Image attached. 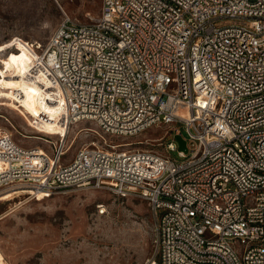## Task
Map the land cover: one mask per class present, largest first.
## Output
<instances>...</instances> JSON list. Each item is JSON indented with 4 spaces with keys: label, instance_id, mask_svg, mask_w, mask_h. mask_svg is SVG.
<instances>
[{
    "label": "built area",
    "instance_id": "built-area-1",
    "mask_svg": "<svg viewBox=\"0 0 264 264\" xmlns=\"http://www.w3.org/2000/svg\"><path fill=\"white\" fill-rule=\"evenodd\" d=\"M28 43L30 77L57 94L56 124L122 138L155 128L163 151L92 143L64 164L65 136L45 141L49 157L0 130V189L146 202L145 264H264V0H102L92 21L66 16L45 48Z\"/></svg>",
    "mask_w": 264,
    "mask_h": 264
},
{
    "label": "rangeland",
    "instance_id": "rangeland-1",
    "mask_svg": "<svg viewBox=\"0 0 264 264\" xmlns=\"http://www.w3.org/2000/svg\"><path fill=\"white\" fill-rule=\"evenodd\" d=\"M101 7L102 0H0V130L11 133L21 148H40L53 157V147L45 141L58 142L56 135L63 129L56 124V105L49 102L55 93L39 85L40 77L29 75L37 53L28 42L45 48L66 16L88 23ZM181 133L187 139L183 128ZM163 135L154 128L136 137H114L92 122H78L67 132L69 151L63 163L92 143L162 152L158 140ZM173 137L174 132L166 142ZM172 157L181 160L177 152ZM8 212L0 219V252L6 264H145L154 254L156 220L140 200L103 190L32 199L26 189H0V217Z\"/></svg>",
    "mask_w": 264,
    "mask_h": 264
},
{
    "label": "bare ground",
    "instance_id": "bare-ground-1",
    "mask_svg": "<svg viewBox=\"0 0 264 264\" xmlns=\"http://www.w3.org/2000/svg\"><path fill=\"white\" fill-rule=\"evenodd\" d=\"M39 80H40V82H41V83L39 84L41 87H45V86L48 85V83H46V82L43 80L42 77H40ZM53 96H54L55 98H57V94H54ZM8 130H9V129H8ZM60 135H63V136H65V137H67V130H66L65 128H63V129H62V132H61ZM26 190H28V189H26ZM28 192L30 193V190H28ZM36 194H37V193H36ZM43 197H44V196L38 194V198H37V199H40V198H43ZM32 199H33V198H32ZM34 199H36V198H34ZM10 214H11V213L8 212L7 214H5V215H3L2 217H0V219H3V218L8 217ZM0 264H6V263H5V259H4V257H3V255H2L1 252H0Z\"/></svg>",
    "mask_w": 264,
    "mask_h": 264
},
{
    "label": "water",
    "instance_id": "water-1",
    "mask_svg": "<svg viewBox=\"0 0 264 264\" xmlns=\"http://www.w3.org/2000/svg\"><path fill=\"white\" fill-rule=\"evenodd\" d=\"M176 140L179 143L180 149L184 150L187 153V146H186V141L182 138V136L177 135Z\"/></svg>",
    "mask_w": 264,
    "mask_h": 264
}]
</instances>
